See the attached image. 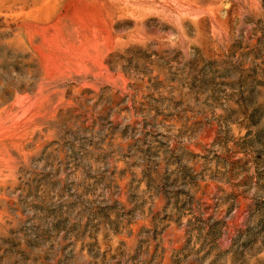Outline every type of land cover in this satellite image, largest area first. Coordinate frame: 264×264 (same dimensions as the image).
Returning a JSON list of instances; mask_svg holds the SVG:
<instances>
[{"label": "rangeland", "instance_id": "rangeland-1", "mask_svg": "<svg viewBox=\"0 0 264 264\" xmlns=\"http://www.w3.org/2000/svg\"><path fill=\"white\" fill-rule=\"evenodd\" d=\"M0 264H264V0H0Z\"/></svg>", "mask_w": 264, "mask_h": 264}]
</instances>
